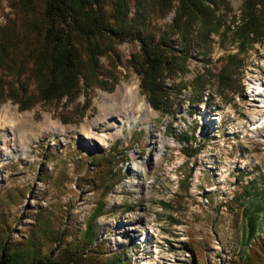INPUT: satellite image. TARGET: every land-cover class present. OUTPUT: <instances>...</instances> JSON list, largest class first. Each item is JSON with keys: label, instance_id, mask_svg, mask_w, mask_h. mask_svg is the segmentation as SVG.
<instances>
[{"label": "rangeland", "instance_id": "1", "mask_svg": "<svg viewBox=\"0 0 264 264\" xmlns=\"http://www.w3.org/2000/svg\"><path fill=\"white\" fill-rule=\"evenodd\" d=\"M16 3L0 0V255L28 261L53 253L82 264L259 256L264 128L256 129L262 110L250 87H264V28L238 53L245 0H188L182 9L170 0H104L108 24L127 40L76 43L77 89L54 97L28 57ZM137 37L161 58L162 109L143 86L151 70ZM229 55L241 66L234 89L222 91L218 75ZM129 87L148 107L126 117ZM246 208L258 219L252 236ZM89 224L95 245L85 238Z\"/></svg>", "mask_w": 264, "mask_h": 264}, {"label": "trees", "instance_id": "2", "mask_svg": "<svg viewBox=\"0 0 264 264\" xmlns=\"http://www.w3.org/2000/svg\"><path fill=\"white\" fill-rule=\"evenodd\" d=\"M103 1L17 0L16 14L22 17L23 27H25L21 38L27 43L28 57L33 59V63H36L39 68L40 72L37 70L35 72L41 75V83L45 85V94L49 93V97H54L58 93H70L77 89V80L81 71L78 65L76 43L82 42V44L92 47L91 40L101 35H108L118 42L127 40L125 33L108 24L106 14L100 6ZM170 1H177L178 6L181 5V9L188 2V0ZM186 7L189 9L190 4H187ZM206 23V26H210L209 21ZM263 28L264 0H245L241 24L234 32L238 37L236 41L239 46L238 53L245 51L244 43L248 41L254 43L256 41L254 36L261 34ZM213 30L212 28L211 32H214ZM137 39L141 44L142 62L147 69L151 70V73L145 74L143 86L149 92L152 107L162 109L167 99V91L163 86L158 85L155 77V72L161 64V58L154 55L150 41L140 37ZM224 63L222 71L218 75L219 83H222V91L224 89L232 91L236 85L235 75L241 66V60L237 55H229ZM202 84L197 87L200 94L203 93ZM189 138H184L185 145L188 147ZM191 138L194 137L191 136ZM245 192L249 194L248 191ZM245 210V215L248 217L247 233L248 236H252L253 233H256L258 220L256 211L254 208ZM101 212L102 208L97 214H102ZM96 217L95 215L94 218ZM93 232L94 228L89 224L85 238L91 239L90 245H95L98 240V237L92 235ZM262 235L264 236V231H262ZM52 256L53 253L36 257L29 256L28 261H21L18 258L17 261H21L20 264H82L81 261L60 262ZM17 261L14 256L6 254L4 251L0 255V264H19ZM104 264H130V261L117 256ZM234 264H264V237H260L259 240V256L253 260H240Z\"/></svg>", "mask_w": 264, "mask_h": 264}, {"label": "bare ground", "instance_id": "3", "mask_svg": "<svg viewBox=\"0 0 264 264\" xmlns=\"http://www.w3.org/2000/svg\"><path fill=\"white\" fill-rule=\"evenodd\" d=\"M250 88H252L250 92L253 96V102H255V105L257 107H260L262 110V119L258 123L259 125H258V127H256V129L257 128H264V87L253 85ZM127 92L130 94L129 96H130L131 101L129 100L130 101L129 103H126L124 100L122 101V112L126 117L129 115L134 116V108H136V107L138 108L139 112H141L144 109V107H146V108L148 107L146 101H144V100L141 101L140 99L138 100V98L135 97V93L131 87H129L127 89ZM117 101L113 100V103H115ZM132 103L134 106L132 105ZM138 116L139 115H137V117ZM120 120L122 121V119H120Z\"/></svg>", "mask_w": 264, "mask_h": 264}]
</instances>
